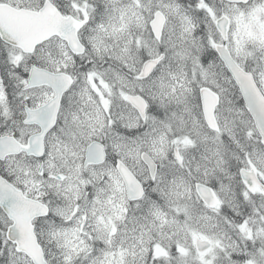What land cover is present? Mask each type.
I'll list each match as a JSON object with an SVG mask.
<instances>
[{"label":"snow or ice","instance_id":"6c2138e0","mask_svg":"<svg viewBox=\"0 0 264 264\" xmlns=\"http://www.w3.org/2000/svg\"><path fill=\"white\" fill-rule=\"evenodd\" d=\"M0 264H264V0H0Z\"/></svg>","mask_w":264,"mask_h":264}]
</instances>
